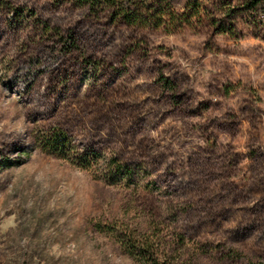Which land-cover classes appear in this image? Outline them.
Segmentation results:
<instances>
[{
    "label": "rangeland",
    "instance_id": "1",
    "mask_svg": "<svg viewBox=\"0 0 264 264\" xmlns=\"http://www.w3.org/2000/svg\"><path fill=\"white\" fill-rule=\"evenodd\" d=\"M135 13L0 0V264L264 262V36Z\"/></svg>",
    "mask_w": 264,
    "mask_h": 264
},
{
    "label": "trees",
    "instance_id": "2",
    "mask_svg": "<svg viewBox=\"0 0 264 264\" xmlns=\"http://www.w3.org/2000/svg\"><path fill=\"white\" fill-rule=\"evenodd\" d=\"M80 3L96 7L102 11L112 12L113 15H121L124 21L130 19L128 8L133 12L142 10L154 16L162 18L163 15H178L186 22L192 17H200L205 13L212 15V21L216 22V30L220 34L230 35L233 38L237 35V24L242 23L250 27L255 33L264 36V0H182L183 4L176 9L178 0H76ZM130 10V9H129ZM132 14V12H131ZM137 15V13H135ZM132 16V15H131ZM165 85L168 80L160 77ZM57 154H65L67 142L64 135L58 136L52 146ZM125 244L130 254L140 255L142 264H169L160 262L153 250L132 242L131 237L126 238ZM136 243V244H135ZM256 264H264L256 263Z\"/></svg>",
    "mask_w": 264,
    "mask_h": 264
}]
</instances>
